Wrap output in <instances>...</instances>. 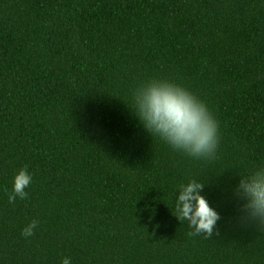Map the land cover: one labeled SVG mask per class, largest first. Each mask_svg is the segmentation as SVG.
<instances>
[{
    "label": "trees",
    "instance_id": "trees-1",
    "mask_svg": "<svg viewBox=\"0 0 264 264\" xmlns=\"http://www.w3.org/2000/svg\"><path fill=\"white\" fill-rule=\"evenodd\" d=\"M153 76L208 104L214 161L139 124L132 93ZM261 160L264 0H0V264H264L231 195ZM25 167L28 196L9 203ZM196 175L222 216L210 238L175 216Z\"/></svg>",
    "mask_w": 264,
    "mask_h": 264
},
{
    "label": "clouds",
    "instance_id": "clouds-1",
    "mask_svg": "<svg viewBox=\"0 0 264 264\" xmlns=\"http://www.w3.org/2000/svg\"><path fill=\"white\" fill-rule=\"evenodd\" d=\"M130 109L139 124L152 137L159 138L172 150L198 161H214L220 145V125L208 104L191 89L177 81L153 76L139 83L132 93ZM32 182L29 170L21 168L13 178L9 203L24 200ZM202 175L190 176L175 186V216L191 229L190 235L213 236L221 212L205 194ZM238 220L264 233V160L240 171L232 189ZM38 228L33 219L21 230L24 238L32 237ZM60 264H72L65 256Z\"/></svg>",
    "mask_w": 264,
    "mask_h": 264
}]
</instances>
